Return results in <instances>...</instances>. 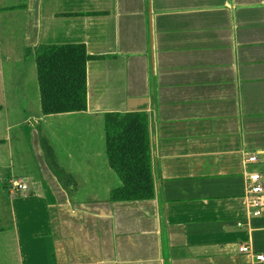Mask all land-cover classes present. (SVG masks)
<instances>
[{
    "label": "crops",
    "instance_id": "0c3cea01",
    "mask_svg": "<svg viewBox=\"0 0 264 264\" xmlns=\"http://www.w3.org/2000/svg\"><path fill=\"white\" fill-rule=\"evenodd\" d=\"M38 45L85 47L86 111L42 114ZM129 112L154 197L112 202L105 115ZM254 172L264 190V0H0V264H264L237 251L264 254Z\"/></svg>",
    "mask_w": 264,
    "mask_h": 264
},
{
    "label": "trees",
    "instance_id": "16d2710c",
    "mask_svg": "<svg viewBox=\"0 0 264 264\" xmlns=\"http://www.w3.org/2000/svg\"><path fill=\"white\" fill-rule=\"evenodd\" d=\"M36 62L43 115L84 112L87 109L86 62L83 45H38L29 49ZM105 138L110 168L122 187L110 194L112 202L151 200L154 197L148 118L145 113H107ZM49 169L62 175L49 147Z\"/></svg>",
    "mask_w": 264,
    "mask_h": 264
},
{
    "label": "built area",
    "instance_id": "2783aa9c",
    "mask_svg": "<svg viewBox=\"0 0 264 264\" xmlns=\"http://www.w3.org/2000/svg\"><path fill=\"white\" fill-rule=\"evenodd\" d=\"M256 161V157L250 156L248 158L249 163H253ZM260 175L256 172L249 174L247 177V201L253 217H257L261 215V194L263 193V187L259 183ZM14 187L24 189L25 186L23 184H19L17 182L13 183ZM238 253L243 255L252 256L256 263H264V254L255 253L252 248L248 245H240L238 248Z\"/></svg>",
    "mask_w": 264,
    "mask_h": 264
}]
</instances>
